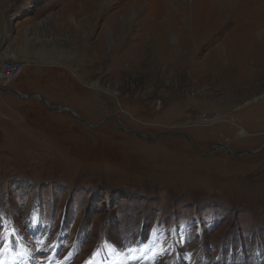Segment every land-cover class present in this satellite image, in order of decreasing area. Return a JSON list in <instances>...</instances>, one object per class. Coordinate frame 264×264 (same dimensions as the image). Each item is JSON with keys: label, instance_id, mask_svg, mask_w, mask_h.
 Masks as SVG:
<instances>
[{"label": "rangeland", "instance_id": "obj_1", "mask_svg": "<svg viewBox=\"0 0 264 264\" xmlns=\"http://www.w3.org/2000/svg\"><path fill=\"white\" fill-rule=\"evenodd\" d=\"M231 2L0 0V262L13 226L71 264L153 233L129 264H264V5Z\"/></svg>", "mask_w": 264, "mask_h": 264}, {"label": "bare ground", "instance_id": "obj_2", "mask_svg": "<svg viewBox=\"0 0 264 264\" xmlns=\"http://www.w3.org/2000/svg\"><path fill=\"white\" fill-rule=\"evenodd\" d=\"M232 0H168V4L171 5L172 7H174L175 10L178 9V11H182L181 13V18L182 20H184L187 24L192 25L195 22V19L197 20V13L195 12V10H199L200 8H202V5H209V4H213L212 6H223V5H227L231 2ZM238 1V0H236ZM96 4V3H95ZM261 4L264 5V0H261ZM257 5H259L257 3ZM224 10L223 11H229V7L228 9L226 8V6H224ZM192 11H191V10ZM218 9V8H217ZM219 10V9H218ZM220 11V10H219ZM195 12V13H194ZM194 13V14H193ZM196 33V32H195ZM194 35V34H193ZM115 119H118L117 117H115ZM183 222V221H182ZM154 229L158 228L159 226L154 224ZM186 229V226H185ZM163 231H165L164 225H163ZM155 232V231H154ZM172 232V231H171ZM156 233V232H155ZM172 236H173V232H172ZM178 238V242H182V236L180 234L177 235ZM158 242V234H152L150 240L148 241L147 245L144 247H140L138 250L136 248L134 254L132 256H128V252L124 253L122 255V257H118V256H113L112 257L114 260L109 262L110 264H129L131 263H138L141 261H145L147 255L150 256V258H153L156 254H162L164 251L168 250L169 245L168 246H164V244H160V249L155 248L156 244ZM170 243L172 244V242L170 241ZM159 247V246H158ZM112 252V250H111ZM113 253V252H112ZM158 255V256H159ZM98 255L95 256L96 259H94L93 261H91V263L95 264L96 261H98ZM129 257V258H128Z\"/></svg>", "mask_w": 264, "mask_h": 264}, {"label": "water", "instance_id": "obj_3", "mask_svg": "<svg viewBox=\"0 0 264 264\" xmlns=\"http://www.w3.org/2000/svg\"><path fill=\"white\" fill-rule=\"evenodd\" d=\"M39 97L44 101L45 105L49 108V105H48V103H47V100H46L42 95H39ZM68 111H69V113H70L71 116H73L74 118H76V119H78V120L81 121V119H79L80 117H79L78 113H76V112L74 111L73 108L70 107V108L68 109ZM116 120H118V119H116ZM129 133H130V134H133V135H136V136H138V137H140V138L148 139V140H153V139H154V137L146 136V135H144V134H142V133H139V132H137V131H130ZM169 134H170V133H169ZM175 134H178V133L176 132ZM161 135H162V134H161ZM155 138H156V137H155ZM214 146H215V147H212V148L210 149L209 153H211V151H213L215 148L218 149L219 147H223V148H225L229 153H231V155H233V156H235V157H240V156H242V155H244V154H246V153H249V152H257V150H258V149H255V150L235 151V150L229 148L228 146L223 145V144H219V143H218V144H215Z\"/></svg>", "mask_w": 264, "mask_h": 264}, {"label": "built area", "instance_id": "obj_4", "mask_svg": "<svg viewBox=\"0 0 264 264\" xmlns=\"http://www.w3.org/2000/svg\"><path fill=\"white\" fill-rule=\"evenodd\" d=\"M0 86L1 87H5L8 85V83L13 80V77L11 74H8L4 72V70L6 69L7 70V67L5 65V63H2V65H0Z\"/></svg>", "mask_w": 264, "mask_h": 264}, {"label": "flooded vegetation", "instance_id": "obj_5", "mask_svg": "<svg viewBox=\"0 0 264 264\" xmlns=\"http://www.w3.org/2000/svg\"><path fill=\"white\" fill-rule=\"evenodd\" d=\"M185 220L188 222V224L186 225V231L188 233V232L192 231L193 228L191 226H189L190 225V221L188 219H185ZM155 224L158 225V222H156ZM180 224H181V222L178 225H175L174 227H172L171 229H168V227H165V226H164V228H165L166 231L170 232V231L173 230V228H177Z\"/></svg>", "mask_w": 264, "mask_h": 264}]
</instances>
